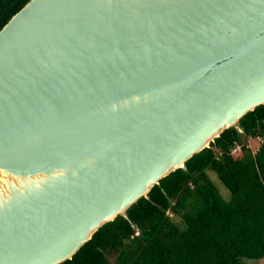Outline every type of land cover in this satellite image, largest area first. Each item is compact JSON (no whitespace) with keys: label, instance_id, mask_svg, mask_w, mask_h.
Here are the masks:
<instances>
[{"label":"water","instance_id":"1","mask_svg":"<svg viewBox=\"0 0 264 264\" xmlns=\"http://www.w3.org/2000/svg\"><path fill=\"white\" fill-rule=\"evenodd\" d=\"M264 104V0H27L0 27V264H59Z\"/></svg>","mask_w":264,"mask_h":264},{"label":"trees","instance_id":"2","mask_svg":"<svg viewBox=\"0 0 264 264\" xmlns=\"http://www.w3.org/2000/svg\"><path fill=\"white\" fill-rule=\"evenodd\" d=\"M27 0H0V27ZM223 130L59 264H241L264 256V104ZM234 144L240 150L230 153ZM228 190L223 199L207 171ZM178 220H174V218Z\"/></svg>","mask_w":264,"mask_h":264},{"label":"rangeland","instance_id":"3","mask_svg":"<svg viewBox=\"0 0 264 264\" xmlns=\"http://www.w3.org/2000/svg\"><path fill=\"white\" fill-rule=\"evenodd\" d=\"M252 140H254V141H252L251 144L256 145L255 139H252ZM207 173H208V176H209L210 180L213 182V184L217 188V190L220 193V195L222 196V198L225 199V200L228 199V197H229L228 190L216 178L214 172H212L211 170H208ZM174 220H178V219L174 218ZM240 263L241 264H264V256L260 257V258H256V259L241 258L240 259Z\"/></svg>","mask_w":264,"mask_h":264},{"label":"built area","instance_id":"4","mask_svg":"<svg viewBox=\"0 0 264 264\" xmlns=\"http://www.w3.org/2000/svg\"><path fill=\"white\" fill-rule=\"evenodd\" d=\"M252 139H255V141H256V145H254V144H251V142L252 141H254V140H252ZM264 142V136H255V137H253V138H248L247 139V141H246V146L251 150V152L253 153L256 149H257V147H258V145L260 144V143H263ZM250 143V144H249ZM240 150V145L239 144H234L231 148H230V153H235V152H238Z\"/></svg>","mask_w":264,"mask_h":264}]
</instances>
